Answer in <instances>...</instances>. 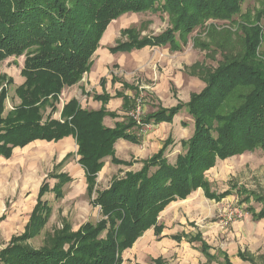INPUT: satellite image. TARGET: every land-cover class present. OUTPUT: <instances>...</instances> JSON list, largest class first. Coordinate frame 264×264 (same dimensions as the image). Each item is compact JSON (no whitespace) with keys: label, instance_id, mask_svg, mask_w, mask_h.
<instances>
[{"label":"trees","instance_id":"obj_1","mask_svg":"<svg viewBox=\"0 0 264 264\" xmlns=\"http://www.w3.org/2000/svg\"><path fill=\"white\" fill-rule=\"evenodd\" d=\"M239 2L0 0V63L12 56L25 58L21 70L25 81L15 91L21 103L7 115H4L6 101L13 80L0 76V156L10 159L15 148L74 136L79 146V164L87 173L89 194L96 193L93 205L100 207L103 218L97 224H84L76 232L65 225L52 247L30 249L20 244L40 234L51 215L49 202L43 201L50 191L44 182L26 233L0 250V264H123V252L132 248L147 230L155 227L157 234L162 232L158 218L171 203L186 200L199 189L217 201L230 195L228 191L213 193L206 173L218 160L264 151V63L255 62L261 41L259 28L247 39L248 51L241 61L220 65L207 77L206 88L192 95L188 103H179L171 109L159 108L139 125L128 117L126 122H116L114 129L106 127L104 119L115 118V113L84 111L76 99L64 106L61 120L53 117L62 92L79 84L91 71L95 53L113 21L126 13L157 10L174 16L177 29L144 39H138L134 29H125L126 42L117 43L111 53L169 45L179 50L175 40L177 30L183 34L194 29L202 18L230 17L238 11ZM239 88L245 91L240 92ZM95 99L106 101L105 97ZM125 109L135 110L134 100L126 98ZM184 110L193 118L195 130L189 140L182 142L184 152L173 164L165 154L172 142L169 139L156 156L144 162L141 172H130L125 178H116L109 189L96 190L105 158L112 157L113 163L123 164L114 156L117 140L136 141L129 133L133 127L142 130V125L172 123ZM248 210L254 220L264 219V209ZM195 240L202 243L203 253L208 251L209 246L199 235ZM156 264L163 263L158 260ZM222 264L233 263L226 255Z\"/></svg>","mask_w":264,"mask_h":264},{"label":"rangeland","instance_id":"obj_2","mask_svg":"<svg viewBox=\"0 0 264 264\" xmlns=\"http://www.w3.org/2000/svg\"><path fill=\"white\" fill-rule=\"evenodd\" d=\"M238 7L230 17L202 18L194 29L183 34L177 30L175 40L179 50H173L169 45L127 52L123 66L112 67L109 75H116L119 82L129 80L137 90L134 92L136 109L128 116L140 121L137 122L139 125L159 108L169 109L164 104L170 106L173 103L172 107H176L179 103H188L192 95L206 88L207 77L220 65L241 61L245 57L247 39L255 35L256 28L261 30L260 34L258 32L261 41L256 49L255 62L264 63V0H241ZM174 19L169 13L157 10L126 13L112 22L111 28L115 30L109 38V47L126 42L127 36H123L125 29H134L138 39L160 36L177 29ZM24 62V57L12 56L0 63V76L13 80L9 86L8 111L20 102L15 91L25 81L21 76ZM90 90L94 92L92 87ZM238 91L244 92L245 89L239 88ZM56 117L59 118L58 113ZM175 117L180 134L172 136L165 153L171 164L184 152L182 142L189 140L195 130L194 120L187 110ZM141 127V135L152 129V126ZM77 159L73 156L67 163L74 162L77 166ZM53 164L52 160L44 164L43 173L36 176L37 181L51 172ZM4 167L6 171L0 174V250L7 248L16 236L26 233L38 192L37 184L30 189L24 187L27 176L23 170L16 169V173L10 174L9 167ZM34 177L29 176L28 180ZM206 177L213 191H228L230 195L215 201L206 199L202 191L193 192L192 199L182 203L177 210L179 214L173 220L164 219L163 222L170 228L169 234L183 232L190 236L202 232L203 239L211 247L210 254L217 257L209 258L206 254L197 253L199 242L189 244L185 239L170 259L174 264H221L223 253H227L233 264H264V220L254 221L248 210L252 208L261 212L264 209V151L260 149L218 160ZM48 181L51 187L56 184L55 180ZM78 182L66 186L63 199L57 200L52 193L46 195L45 199L52 207L47 223L40 234L20 244L30 249L52 247L67 221L76 230L88 220L96 223L103 219L100 209L90 204L86 187ZM239 252L245 259L238 257ZM147 264H153V259H147Z\"/></svg>","mask_w":264,"mask_h":264},{"label":"crops","instance_id":"obj_3","mask_svg":"<svg viewBox=\"0 0 264 264\" xmlns=\"http://www.w3.org/2000/svg\"><path fill=\"white\" fill-rule=\"evenodd\" d=\"M109 29L108 30L110 32L107 30V32L104 34L101 40V46L95 53V56L93 58V65L90 69L91 71L84 76L83 80L79 84L73 87L66 88L62 92L59 99L60 103L58 104V108L56 111V113L59 114V118H55V113L53 117L55 120L62 119V111L64 109V106L73 99H76L79 102L82 110L84 111L87 110L90 112H99L100 110H105V112L109 114L115 113L117 115L115 118L107 116L104 119V125L111 129H114L116 122H126L128 120V113L130 110L126 111L125 109V99L130 98L131 100H134L136 97L134 92L136 91L134 90V86L128 82L129 80L126 81L125 79L124 81L119 82L115 78L116 75H109V73L111 74L110 70L112 67L120 66L121 68L123 66V58L127 53L110 52L112 47L116 45H112V47H109V38L115 30L114 28H111V25ZM22 79L25 80L23 77ZM23 83L24 81L22 82V84ZM124 85H129L130 87L125 88ZM132 86L134 89H132ZM91 87L94 92L90 90ZM98 97H105L106 101L103 99H95ZM20 103L21 101L17 105H19ZM172 106L173 103L170 106L164 104V107L169 109H171ZM14 107L15 106L10 107V111H8L6 103L4 115H7L8 113L12 112ZM47 111H49V109H47ZM153 113L154 112H152V114ZM175 118L173 119L172 123H160L158 125H149L152 126V129H150L143 135H141L138 127H133L129 130V133L135 136V138L137 139L136 141L125 139L117 140L114 147V156L119 161H122L123 164L113 163L112 157L105 158L104 165L101 169V172L98 174L96 180V190L102 192L106 189H109L112 186L111 184L113 183V181L116 180V178H125L126 175L130 172H141L145 161L156 156L158 152L163 149L169 139L172 138V136L180 134V126L174 122ZM78 150V143L76 141V138L72 135L71 137L63 138L57 142H47L44 140L35 141L30 143L25 148H15L10 159H5L0 156V168H2L0 174L6 171L7 168L4 167L5 165L9 167L10 174L16 173V169L23 170V172L27 176L24 180V187L30 189V187H33L34 184H37L36 190L38 192L35 200V206L38 203V196L42 188L41 186L44 184V182H46L50 187V191L47 194L52 193L55 195V198L57 200H60L65 197L66 186L73 184L74 181H79L78 183H81L86 187V193L88 195L89 200H91L90 204L95 207L93 205V199H95L96 193H93L92 196H90L89 194L87 173L79 164L80 157L78 156ZM73 156L78 157L77 166L74 162L67 163L70 159H72ZM50 160L54 162V164L52 165L51 172L47 176L45 175L40 182L37 181L36 176H39L40 173H43L42 170L44 169V164L48 163ZM54 170L57 171V173H54ZM29 176H35L34 179H36V182L33 181V178V180H28ZM48 179L55 180L56 184L51 187ZM197 191H202L204 197H206L204 190L199 189ZM197 191H195L194 193H197ZM212 192L216 195L221 194L213 191V188ZM194 193H191V195L186 200H177L168 205L162 211L158 218V226L163 227L162 232L160 234H157L155 227L147 230V232H145L140 238L136 240L132 248L127 249L123 252V264H147V259H153V264H156L158 260H160L163 264H174L175 262L170 259V255H173L174 252L176 253L177 246H181L183 240L185 239H187L189 244L199 242L200 248H198V250H195L197 251V253L200 252L202 255L206 254V256H208L209 258L217 257L214 254H210L211 247L209 246L208 242L203 239L204 237L202 232H197V234L192 233L190 236L188 234L186 235V233L183 232L169 234L170 228L167 226V224L163 222L164 219L173 220L175 215L178 213L177 210L179 209V207H181V204H184L185 202L189 201V199H192L191 196H193ZM47 194L44 195L43 201H47L45 199ZM58 194L61 195L58 197ZM206 199L213 200L208 197H206ZM96 208L100 209V207ZM29 222L30 219L28 223ZM88 222L93 223L90 220H88L86 223ZM98 222L93 224H97ZM68 223L69 222L67 221L66 224L69 226L72 232L78 231L80 227L86 224L84 223L79 226L76 230H73L69 225L70 223ZM198 235L200 236V239L206 242L209 246L208 251L205 253H203L201 249L202 243L198 240H195ZM226 255H228L230 262L232 263L231 257L227 253H223V261ZM241 255L242 253L239 252L238 257L243 260ZM190 263L191 262H189V264Z\"/></svg>","mask_w":264,"mask_h":264},{"label":"built area","instance_id":"obj_4","mask_svg":"<svg viewBox=\"0 0 264 264\" xmlns=\"http://www.w3.org/2000/svg\"><path fill=\"white\" fill-rule=\"evenodd\" d=\"M137 121V120H136ZM138 123L140 122V121H137Z\"/></svg>","mask_w":264,"mask_h":264}]
</instances>
